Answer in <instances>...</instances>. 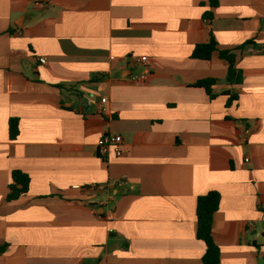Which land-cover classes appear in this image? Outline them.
Instances as JSON below:
<instances>
[{"label": "crops", "instance_id": "obj_1", "mask_svg": "<svg viewBox=\"0 0 264 264\" xmlns=\"http://www.w3.org/2000/svg\"><path fill=\"white\" fill-rule=\"evenodd\" d=\"M211 36L251 42L242 84L218 52L192 58ZM106 133L121 157L98 155ZM14 170L30 188L9 202ZM211 191L220 264H264V0H0V264H201Z\"/></svg>", "mask_w": 264, "mask_h": 264}, {"label": "trees", "instance_id": "obj_2", "mask_svg": "<svg viewBox=\"0 0 264 264\" xmlns=\"http://www.w3.org/2000/svg\"><path fill=\"white\" fill-rule=\"evenodd\" d=\"M219 0H209L211 8L217 7ZM205 16L209 18L211 13H206ZM251 42H246L242 46L235 50H219L218 44L213 38L210 37L209 42L198 44L195 46L192 58L198 60H210L215 52H218L219 57L227 65V77L226 81L231 86H238L243 82V72L238 67V54L237 51H242ZM216 80L205 79L197 82L194 86L203 88L206 90L211 99L216 96L213 93V87L216 85ZM229 95L227 106L237 99L236 94L231 90L225 92ZM9 138L11 141L17 139L20 133L19 120L12 118L8 125ZM30 188V177L22 171L14 170L12 172V182L8 188L7 200L9 202L17 201L20 198L26 196ZM221 196L216 191H211L206 195L200 196L196 203V220H197V238L204 242L206 249L202 257L201 264H220V247L215 243L212 233L214 214L218 211L220 205ZM7 249V245L0 246V255L4 254Z\"/></svg>", "mask_w": 264, "mask_h": 264}, {"label": "built area", "instance_id": "obj_3", "mask_svg": "<svg viewBox=\"0 0 264 264\" xmlns=\"http://www.w3.org/2000/svg\"><path fill=\"white\" fill-rule=\"evenodd\" d=\"M135 64L145 66L148 64L147 58L141 57V58H134ZM39 63L42 65H45L47 63V59L42 57L39 59ZM148 78L147 74H140V75H132L130 77V80L134 83H144L146 82ZM107 100L105 98L101 99V104H100V112H106L107 109L105 108ZM251 134V130L249 128L244 129L243 131V139L246 140ZM98 155L102 158H107L108 155L113 152L115 156L121 157L124 154V149H123V138L118 135L114 134H103V136L99 139L98 143ZM248 161V159H246ZM91 190L94 191H105V186L103 185H97L93 184L90 186ZM77 189H81L80 187H77Z\"/></svg>", "mask_w": 264, "mask_h": 264}]
</instances>
